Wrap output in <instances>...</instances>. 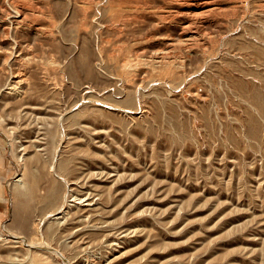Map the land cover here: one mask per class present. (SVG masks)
<instances>
[{"label":"rangeland","instance_id":"obj_1","mask_svg":"<svg viewBox=\"0 0 264 264\" xmlns=\"http://www.w3.org/2000/svg\"><path fill=\"white\" fill-rule=\"evenodd\" d=\"M0 264H264V0H0Z\"/></svg>","mask_w":264,"mask_h":264},{"label":"bare ground","instance_id":"obj_2","mask_svg":"<svg viewBox=\"0 0 264 264\" xmlns=\"http://www.w3.org/2000/svg\"><path fill=\"white\" fill-rule=\"evenodd\" d=\"M8 85H9V84H8ZM10 85H11V84H10ZM12 85H13V84H12ZM13 86H14V85H13ZM16 89H19V87L16 88ZM12 90H13V89H12ZM45 181H46V180H45ZM48 182H49V179H48ZM47 185H48V184H47ZM42 187H43V186H42ZM42 187H41V188H42ZM32 188H33V186H32ZM41 188H40V189H41ZM42 194H43V193H42ZM56 194H57L56 189H55V188H52L51 193H50V197H51V198H55ZM39 196H40V195H39ZM38 198H39V197H38ZM62 206L64 207L63 204H62ZM62 206H61V207H62ZM63 207H62V208H63ZM60 210H61V209H60ZM36 218H37V216H36ZM36 218H35V219H36ZM24 219H25V218H24ZM26 221H27V219H26ZM29 244H30V243H29Z\"/></svg>","mask_w":264,"mask_h":264}]
</instances>
